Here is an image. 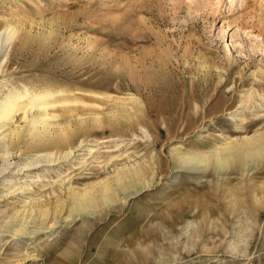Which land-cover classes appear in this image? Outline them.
Returning <instances> with one entry per match:
<instances>
[{
  "label": "rangeland",
  "instance_id": "obj_1",
  "mask_svg": "<svg viewBox=\"0 0 264 264\" xmlns=\"http://www.w3.org/2000/svg\"><path fill=\"white\" fill-rule=\"evenodd\" d=\"M8 25L0 97L63 89L78 102L52 110L71 143L57 138L53 162L24 172L26 196L0 178V226L39 219L33 199L53 225L0 235V264H264V153L211 158L264 142V0H0V33ZM104 95L136 102L116 114ZM8 142L11 169L50 144ZM104 184L108 203L71 212L75 193Z\"/></svg>",
  "mask_w": 264,
  "mask_h": 264
},
{
  "label": "bare ground",
  "instance_id": "obj_2",
  "mask_svg": "<svg viewBox=\"0 0 264 264\" xmlns=\"http://www.w3.org/2000/svg\"><path fill=\"white\" fill-rule=\"evenodd\" d=\"M16 35L17 30L11 25H8L3 30V32L0 33V69L3 65L7 66L8 64L6 54L7 49L10 47V44ZM67 91L69 90L57 89L42 90L37 92L33 91L32 89L28 90L27 88H23L21 90L12 88L5 91L3 96L0 97V147L4 148L0 152V160L2 162L0 166V178H2L3 183H7L9 190L15 188L20 191L22 196H26L27 193L30 191L31 183H34V181L33 179H30L31 181H25L27 176H24L25 178H22L24 172H28L33 168L36 169L42 167L43 164H49L53 162V159L51 160V156H53V150L57 148V138L63 137L61 139L63 145L64 143H67L68 145L71 143V141L67 142L68 131L58 126H55L51 122L52 119L56 118V115H54L52 111L56 109V107L65 105L68 106V104L78 102L77 98L66 97V95L69 94ZM91 94L99 96V94L97 93ZM103 97L113 100V102L115 103L114 111L116 112V114H127L126 111L129 105L134 104L136 102L135 100H132V98L122 100L120 98H112L111 96L110 98L106 95H104ZM33 110L37 111V113L35 116H31V118H29V113H32ZM18 112L21 113L20 120L25 123L22 128H19L20 125L18 124V126L13 127L15 124L13 119ZM95 121L98 122L97 119ZM24 132L29 135L31 141L35 144H40L45 141H50V144L42 146L40 149L41 152L36 154V157L34 159L26 157V162H21V164H17L15 168L11 169V163L9 158L12 154H10V152L8 151V139L10 137L18 138ZM52 139L53 141H51ZM263 153L264 142L246 140L245 142L230 144L225 148L216 150L215 153L211 156V158L213 159V162L218 165V167H222L224 165H227L229 159L237 161V163H242V157L253 161L254 158L259 157ZM209 160L210 157L206 155H191L188 159H185V163L188 162L192 166H203L206 165ZM130 171L131 170L125 171L127 172V174H130L126 176V178L128 181L133 182L138 177L139 172L137 173L136 171ZM123 173V171H120L119 175L116 176V185L120 184V182L126 179V174ZM23 179L24 181L22 182ZM44 186L45 185H41L40 187ZM110 187L111 186L104 184L103 186H99V189L97 191L84 190L82 192L75 193L73 195V205L71 212H74L78 215L88 213L95 197L100 198L105 203H108L114 195ZM263 188L264 187L262 186V190L260 189V194L262 195L261 197H264ZM118 189H121V187H119ZM32 202L33 207H36L37 210H32L31 213H38L39 219L35 220L34 216L32 215L28 218L24 215L20 217V215L15 213L7 224H5L4 226H0L1 236L7 234L9 237L16 238L19 235H28L31 237L32 235L39 234L44 230L53 227V225L47 227V224H45V221L48 217V213L50 211L46 209L47 207H45V204H40L38 199H33ZM56 208H59V206ZM55 211L57 212V209H55Z\"/></svg>",
  "mask_w": 264,
  "mask_h": 264
}]
</instances>
